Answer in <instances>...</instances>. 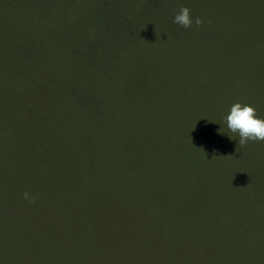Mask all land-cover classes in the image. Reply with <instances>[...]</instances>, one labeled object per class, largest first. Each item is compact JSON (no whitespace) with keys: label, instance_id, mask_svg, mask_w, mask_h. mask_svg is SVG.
Listing matches in <instances>:
<instances>
[{"label":"trees","instance_id":"1","mask_svg":"<svg viewBox=\"0 0 264 264\" xmlns=\"http://www.w3.org/2000/svg\"><path fill=\"white\" fill-rule=\"evenodd\" d=\"M236 101L264 117V0H0V264H264Z\"/></svg>","mask_w":264,"mask_h":264},{"label":"clouds","instance_id":"2","mask_svg":"<svg viewBox=\"0 0 264 264\" xmlns=\"http://www.w3.org/2000/svg\"><path fill=\"white\" fill-rule=\"evenodd\" d=\"M200 17H192L187 7H181L173 16V23L184 28L190 27L193 23L201 24ZM226 133L232 139L231 133L238 136L237 143L246 144L248 141H264V117L256 114L255 107L250 103L236 101L232 103L227 112L221 117ZM24 198L31 200L28 192L23 193Z\"/></svg>","mask_w":264,"mask_h":264}]
</instances>
